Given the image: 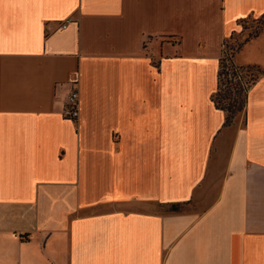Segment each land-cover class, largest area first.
<instances>
[{
    "label": "crops",
    "instance_id": "obj_1",
    "mask_svg": "<svg viewBox=\"0 0 264 264\" xmlns=\"http://www.w3.org/2000/svg\"><path fill=\"white\" fill-rule=\"evenodd\" d=\"M241 19L264 0H0V264H264V24L244 112L211 101ZM221 156L209 206L159 210Z\"/></svg>",
    "mask_w": 264,
    "mask_h": 264
},
{
    "label": "trees",
    "instance_id": "obj_2",
    "mask_svg": "<svg viewBox=\"0 0 264 264\" xmlns=\"http://www.w3.org/2000/svg\"><path fill=\"white\" fill-rule=\"evenodd\" d=\"M249 19H241L236 22L238 27L245 29L244 25ZM263 20L256 22L253 31L249 32L243 39L237 40V35H231L222 43L221 56L217 71V86L211 96L216 109L225 114L223 128L232 126L237 115L244 112L247 102V91L262 72L255 67L236 65L233 61L234 54L251 38L258 35L263 27ZM230 42V43H229ZM232 53H228V52ZM231 54V55H229ZM179 205H168L171 212L178 211Z\"/></svg>",
    "mask_w": 264,
    "mask_h": 264
},
{
    "label": "rangeland",
    "instance_id": "obj_3",
    "mask_svg": "<svg viewBox=\"0 0 264 264\" xmlns=\"http://www.w3.org/2000/svg\"><path fill=\"white\" fill-rule=\"evenodd\" d=\"M244 27L245 29L243 30L239 28L238 33L240 34H237L238 40L242 39L244 36H246V34L253 31L255 28V24L246 23ZM223 163H224V157L221 156L215 161V165H213V168L212 166L210 167L211 169L206 177L205 186L203 190L199 192L198 197L195 199V201L193 203H190L189 205L179 207L178 211H191V210L201 211L207 206H209V204L212 202L213 197L217 192V187L220 181ZM159 210L167 211L168 208L161 207L159 208Z\"/></svg>",
    "mask_w": 264,
    "mask_h": 264
},
{
    "label": "built area",
    "instance_id": "obj_4",
    "mask_svg": "<svg viewBox=\"0 0 264 264\" xmlns=\"http://www.w3.org/2000/svg\"><path fill=\"white\" fill-rule=\"evenodd\" d=\"M69 21L61 25V28H65ZM232 53V52H228ZM231 55V54H229ZM70 84L73 86L65 98V102L62 108V117L70 121H76L79 116V94L77 89L74 87L77 84L76 75L71 79Z\"/></svg>",
    "mask_w": 264,
    "mask_h": 264
}]
</instances>
